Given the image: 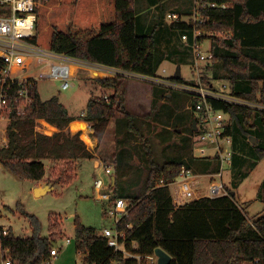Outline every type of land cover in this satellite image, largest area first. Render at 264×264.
<instances>
[{
    "label": "trees",
    "instance_id": "trees-1",
    "mask_svg": "<svg viewBox=\"0 0 264 264\" xmlns=\"http://www.w3.org/2000/svg\"><path fill=\"white\" fill-rule=\"evenodd\" d=\"M136 1L46 0L37 6L36 34L29 40L86 63L156 76L165 58L159 50L161 36L157 27H146L136 10ZM150 1L157 4L162 0ZM224 1L231 6L206 10L209 20L196 27L206 34L231 33L227 37L209 35L213 61L222 62L234 88L233 96L264 105V0ZM171 26L192 34L193 26L186 21L174 22ZM171 78L179 83L183 81L182 76ZM128 79L125 74L95 78L100 86L114 92L107 98L104 95L91 97L86 114L81 117L93 123L94 134L101 138L110 120L121 112L127 130L142 141L146 149L149 168L141 191H114L118 197L129 198L132 204L118 224L128 235L127 248L151 254L162 247L173 257L169 264H252L257 259L264 263V214L250 217L237 203L232 188L225 187L226 193L217 197L202 196L175 205L169 183L184 166L191 169L192 165L184 159H156L146 135V117L130 113L125 106ZM209 99L216 109L231 114L233 123L227 128L228 133L234 135L242 131L248 135L250 129L257 127L259 137H264V108L220 97ZM41 118L59 130L52 134L39 131L37 125ZM74 119L59 96L43 99L36 85L25 113L13 114L8 122L7 144L0 146V162L21 179L40 180L47 173L43 158L61 159L68 170L74 169L79 158H94L95 152L88 147L81 132L73 133L68 129ZM259 137L256 144L251 138L249 148L255 147L258 157L264 158V146H259ZM205 158L215 163L218 160ZM233 160L236 164L235 153ZM215 168L217 164L212 168L207 164L202 171ZM60 177L56 182L62 180ZM74 177L67 175L64 181ZM24 213L30 219L33 234L17 236L11 227L5 234L0 227V264L6 249L12 264H44L52 257L56 237L62 233L59 216L50 213L48 237L41 234L38 216ZM128 223L133 227L128 228ZM75 236L76 248L84 255L83 264H109L112 260L138 264L135 259L126 258L123 252L115 251L96 227L85 225L79 216L75 218ZM132 240L137 241V248L132 247Z\"/></svg>",
    "mask_w": 264,
    "mask_h": 264
},
{
    "label": "rangeland",
    "instance_id": "rangeland-1",
    "mask_svg": "<svg viewBox=\"0 0 264 264\" xmlns=\"http://www.w3.org/2000/svg\"><path fill=\"white\" fill-rule=\"evenodd\" d=\"M191 4V0H162L157 4H152L150 0H137L136 10L146 27L149 29L157 27L160 33L159 50L165 58L160 63L156 76L148 77L124 71L122 73L129 77L128 84L125 85V106L127 109H129L127 105L135 108L132 110L138 114L137 116L146 117V135L150 139L156 159L162 161L184 159L191 163V169L197 176L195 189L198 194H203L207 191L210 180L213 179V173L218 170L219 161L216 160L215 163L210 158L202 159L194 156L197 135L194 121L199 118L200 113L195 106L201 98L193 95L189 89L196 88L201 82L205 88L213 90L226 99L232 97L239 101L238 103L255 108H264V105L233 96L232 82L227 78L221 61L199 62L200 75L194 72L196 54L192 39L185 42L182 38V30L174 29L167 18L169 11H175L183 18H188ZM210 45L209 39H202L203 50H208ZM178 69L183 78L180 82L183 88L171 87L172 83H179L171 78ZM111 74L110 77L115 76ZM39 91L43 99L59 96L61 102L73 113L85 108L91 97L105 93L110 96L114 92L113 89L100 86L90 76H85L84 71H81L77 78L72 79L68 89L61 88L60 80L43 78L39 81ZM219 113L223 115L227 125H232L230 113L224 111ZM119 119L107 134L108 127L103 137H98L97 141L93 139V144L82 137L87 145L94 149L96 156L82 160L79 168L77 162L74 169L68 170L65 161L47 160L46 176L41 181L35 182L32 179L17 177L0 162L1 224L11 227L17 236H31L33 229L30 219L24 213L26 211L38 216L42 224L41 234L49 237L50 213L59 216L62 233L58 234L55 242L59 253L56 257H51L49 264H83V254L76 248V216H79L85 225L96 227L99 233L104 227L114 226V218L104 213L105 209L108 211L111 209L110 202L99 201L96 198L95 180L98 177L104 179L103 191L106 192L115 194L114 191L122 190L130 193L141 191L149 168L146 149L143 142L127 130L124 115ZM48 124L44 120H39L37 128L48 134L59 130L54 125L50 128L51 123ZM85 125L88 126V123ZM6 126V121H0V128ZM263 128L262 133H264ZM255 129H250L251 133L248 135L242 131L234 133L232 148L236 156V164L225 165L222 179L225 187L228 186L235 191L237 203L248 212L250 217L264 214V158L258 157L255 147L249 148L251 138L260 135L257 127ZM4 136L6 135L0 129V146L4 143ZM259 139V146H264V137ZM102 161L106 165L112 164L114 168L112 174L101 171ZM207 164L211 168L217 164V168L202 171ZM62 173L63 176L60 177ZM67 175L75 177L71 181H64ZM58 177L62 180L56 182ZM37 183L44 187L43 191L37 190L38 197L34 193V186ZM175 188L176 186L172 185L173 193Z\"/></svg>",
    "mask_w": 264,
    "mask_h": 264
},
{
    "label": "built area",
    "instance_id": "built-area-1",
    "mask_svg": "<svg viewBox=\"0 0 264 264\" xmlns=\"http://www.w3.org/2000/svg\"><path fill=\"white\" fill-rule=\"evenodd\" d=\"M46 0H0V121H6L7 125L13 114L21 116L25 113L26 107L31 103L32 90L36 85L39 87V81L43 78H51L61 81V88L68 89L72 84V79L76 75L72 66L83 64L76 58L70 57L64 53L56 52L36 45L30 42L29 38L36 34L37 6ZM191 8L188 18L175 11H169L167 18L172 24L178 21H186L193 26L192 34L183 33L182 38L185 42L192 39L193 47L196 54V62L193 65L194 72L200 75L199 62L212 61V48L202 49V39H209L211 36L227 37L231 33L226 31L206 34L196 25L205 23L209 16L205 11L210 9H226L231 3L224 0H191ZM86 63V62H85ZM75 64V65H74ZM91 64V63H90ZM97 65V64H95ZM109 73L123 74V70L107 67ZM128 72V71H124ZM133 73V72H131ZM134 74V73H133ZM137 74V73H135ZM140 75V74H137ZM144 76V75H143ZM173 87L183 88L180 83H172ZM193 95L201 98L196 104L195 109L200 111L197 120V135L194 145V156L196 158H218L219 168L213 173V179L210 180L207 191L198 194L195 189L196 175L192 169L183 167L179 175L169 183L170 188L175 185V193L172 194L176 206L183 205L193 198L202 196L217 197L226 193L223 182L225 165L233 164V135L227 132L229 125L224 120L223 115L216 109L210 97L224 98L213 90L205 88L199 83L196 88L189 89ZM107 98V95H105ZM226 99V98H224ZM229 101L239 102L232 97ZM189 107V106H187ZM219 111V112H218ZM7 132V126L4 128ZM3 145L7 144V134L3 138ZM225 142V144L223 143ZM213 150V152H212ZM103 162V161H102ZM105 174H112L114 168L103 162ZM105 181L102 177L95 180V189L97 191V200L109 201L111 209L104 210V213L110 214L114 218V226H107L100 232L107 238L108 244L115 251L123 252L126 258L135 259L138 264H158V255L156 251L151 254H141L129 250L126 246L128 235L125 230L119 229L118 224L122 217L127 215L131 208V200L127 197H118L116 194L103 191ZM128 228L133 224L128 223ZM6 234L8 228H3ZM55 246V245H54ZM51 250V256L56 257L59 253L56 246ZM132 247L137 248V241L132 240ZM50 260L45 263L49 264ZM44 263V264H45ZM1 264H12L10 252L6 249L2 253ZM109 264H124L121 260H112ZM252 264H264L260 259L255 260Z\"/></svg>",
    "mask_w": 264,
    "mask_h": 264
},
{
    "label": "crops",
    "instance_id": "crops-1",
    "mask_svg": "<svg viewBox=\"0 0 264 264\" xmlns=\"http://www.w3.org/2000/svg\"><path fill=\"white\" fill-rule=\"evenodd\" d=\"M211 41V40H210ZM211 46V45H210ZM75 65V64H74ZM76 66V68H75V71H76V75H75V77H74V79L75 78H77L78 77V75H79V73L81 72V71H84L85 72V76H90V78H93V79H95V78H99V77H110L109 76V74L110 75H112L111 73H109L108 71H106V68H104V67H102V65H95V64H90V63H85V62H83V64H76L75 65ZM94 71H97V72H100V73H98V74H94L93 72ZM109 73V74H108ZM107 75V76H106ZM141 75V74H140ZM129 81V80H128ZM128 81L126 82V86H127V84H128ZM108 91H110V90H108ZM107 96H108V94L107 93H105ZM104 94V95H105ZM48 99V98H47ZM88 105V104H87ZM127 107L129 108L128 110H129V112L130 113H132V114H134V115H138V114H136V113H134L133 112V110H135V108H131L129 105H127ZM68 108V107H67ZM133 109V110H132ZM86 110H87V106L85 107V108H83L80 112H78V113H73V112H71L70 110H69V112H70V114H72L74 117H75V119L73 120V121H71V123H70V125H69V127H68V129H70L73 133H75V132H78V131H80L81 132V137H82V134L84 133V130L83 129H73L72 128V123L73 122H75V121H80V122H84V123H88V127H89V132H88V135L92 138V139H94V140H98L99 138L98 137H96L93 133H94V131H95V129H94V127H93V123L91 122V121H88V120H85V119H82L80 116H82V115H85L86 114ZM121 116H123L122 114H120V113H118L117 114V116L116 117H114V118H112L111 120H110V122H109V125H108V129H107V131H106V134H107V132H109V129L113 126V124L115 123V121L116 120H120L119 118L121 117ZM39 120H44L45 122H48L47 120H45V119H43V118H41V119H39ZM38 120V121H39ZM49 123V122H48ZM50 124V123H49ZM50 125H53V124H50ZM55 126V125H54ZM37 127H38V125H37ZM57 129H58V127H56ZM1 130H3V132L5 131L4 130V128L2 129V128H0ZM38 129V128H37ZM39 130V129H38ZM40 131V130H39ZM43 132V131H42ZM7 134V132H4V135H6ZM115 142H116V140H114ZM90 149H91V147L90 146H88ZM93 151H94V149H92ZM95 152V151H94ZM95 155H96V153H95ZM84 159H92V158H79V159H77L76 160V162H77V166H78V168H79V166L81 165V161L82 160H84ZM47 160H56V161H63V160H61V159H54V158H43V161L45 162V164H46V162H47ZM2 164V163H1ZM77 173H78V171H77ZM112 178H113V181H115V176L113 175L112 176ZM39 181H41V179L40 180H35V182H39ZM55 183V182H54ZM54 183L52 184V186H51V188H52V190H53V186H54ZM50 188V189H51ZM43 189H44V187H43V185H40V184H36L35 186H34V193H35V195L37 196V190H41V191H43ZM38 197V196H37ZM2 214H1V207H0V216H1ZM0 227L1 228H9V227H7V226H5L4 224H1L0 223ZM22 237V236H21ZM25 237H27V236H25ZM83 259H84V255H83ZM82 259V260H83Z\"/></svg>",
    "mask_w": 264,
    "mask_h": 264
},
{
    "label": "water",
    "instance_id": "water-1",
    "mask_svg": "<svg viewBox=\"0 0 264 264\" xmlns=\"http://www.w3.org/2000/svg\"><path fill=\"white\" fill-rule=\"evenodd\" d=\"M181 76L182 75H181L180 69H178L174 77L175 78H180ZM194 126H195V128L197 130V120L194 121ZM252 141H253L254 144H256L258 142L256 137H252ZM114 184H115V181H114ZM233 194H235V191H233ZM155 251H156V253L158 255V264H169L171 262L173 257L164 248L157 247Z\"/></svg>",
    "mask_w": 264,
    "mask_h": 264
},
{
    "label": "bare ground",
    "instance_id": "bare-ground-1",
    "mask_svg": "<svg viewBox=\"0 0 264 264\" xmlns=\"http://www.w3.org/2000/svg\"><path fill=\"white\" fill-rule=\"evenodd\" d=\"M76 66H72V69H75ZM94 74H98L100 72H97V71H94L93 72ZM109 74V73H108ZM49 125V124H48ZM72 128L73 129H83L84 130V133L82 134V137L90 144H93L94 141L93 139L88 135V132H89V127L85 125L84 122H80V121H75L73 122L72 124ZM50 128L52 127L51 125H49Z\"/></svg>",
    "mask_w": 264,
    "mask_h": 264
}]
</instances>
